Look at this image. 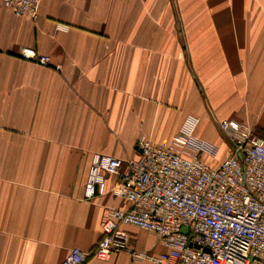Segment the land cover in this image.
<instances>
[{
  "label": "crops",
  "instance_id": "0c3cea01",
  "mask_svg": "<svg viewBox=\"0 0 264 264\" xmlns=\"http://www.w3.org/2000/svg\"><path fill=\"white\" fill-rule=\"evenodd\" d=\"M222 120L264 132V0H40L34 20L0 2V264H59L72 248L84 264H148L91 256L107 210L128 207L117 175L84 200L92 155L191 132L221 161ZM123 229L134 250L164 251Z\"/></svg>",
  "mask_w": 264,
  "mask_h": 264
},
{
  "label": "built area",
  "instance_id": "2783aa9c",
  "mask_svg": "<svg viewBox=\"0 0 264 264\" xmlns=\"http://www.w3.org/2000/svg\"><path fill=\"white\" fill-rule=\"evenodd\" d=\"M0 2L17 17L39 16L40 0ZM19 54L49 63L30 48ZM218 128L230 148L221 161L217 145L191 132L158 144L141 138L135 158L92 155L84 200L103 195L107 177L117 175L110 193L128 203L107 210L93 258L124 252L148 264H264V132L229 120ZM126 226L153 233L164 251L134 250ZM88 257L72 248L59 264H84Z\"/></svg>",
  "mask_w": 264,
  "mask_h": 264
},
{
  "label": "rangeland",
  "instance_id": "374dc122",
  "mask_svg": "<svg viewBox=\"0 0 264 264\" xmlns=\"http://www.w3.org/2000/svg\"><path fill=\"white\" fill-rule=\"evenodd\" d=\"M224 141H225V139H224ZM226 142V141H225ZM220 151V150H219ZM218 155H219V153H218ZM217 158H219L218 156H217Z\"/></svg>",
  "mask_w": 264,
  "mask_h": 264
}]
</instances>
